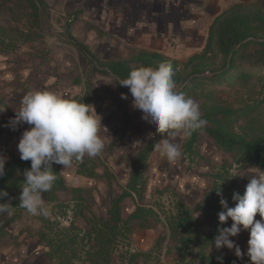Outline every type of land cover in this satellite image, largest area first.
<instances>
[{"label": "rangeland", "instance_id": "obj_1", "mask_svg": "<svg viewBox=\"0 0 264 264\" xmlns=\"http://www.w3.org/2000/svg\"><path fill=\"white\" fill-rule=\"evenodd\" d=\"M252 2L264 5V1L260 0L241 3ZM33 9L28 0H0V131L5 126L6 110L14 108V105H11V100L20 95L15 90L25 81L22 76L23 69L19 68L24 62V57H27V53L34 51L39 60L41 58L45 60L51 56L54 47L60 46L46 39L49 37L48 32H52L53 29L46 27L48 32H44L35 24ZM86 46L88 45H83L84 48ZM138 51L141 49L123 47L119 59H114L115 54L117 56L119 53L118 49L116 53H107L109 58L106 60L97 61L105 67L110 62L128 60ZM187 59L175 60L184 62ZM90 72L92 75V70ZM103 75L102 81L107 85H100L94 81L91 83L94 92H90V100L94 103L92 105L101 117V121L104 120V125L98 132L104 145L99 153L100 156L86 158V169L85 167L83 169L82 157L74 158L67 168L58 163L69 189L73 186L87 188V202L86 205L78 208L80 212L82 211L85 216L89 215V212L96 216L105 215L109 197L118 195L126 187V181L134 165L137 151L146 142L155 141L157 143L162 137L179 144L182 151L181 158L175 162L168 161L166 158L160 157L154 149L146 162L142 176L141 196L133 193L131 196L125 197L122 204V215L126 217L137 203L159 210L156 205L158 203L164 210H167L175 199L182 198L190 206H193L197 201L196 198L211 186L214 173L218 172L222 162L230 155L217 148L213 140L203 130H200L192 151L187 149L188 135L182 130L169 129L163 133L157 132L153 123L142 118V111L133 108V97L129 89L119 92L113 77ZM95 83L96 88L94 87ZM109 85L112 87V95L107 93ZM122 94H125L127 99H123ZM216 95L222 103L230 104L233 107L259 101L257 110L261 114L264 113V102H260L264 96V78L259 81L253 79L252 84L237 85L232 89L218 92ZM188 97H192L198 103V98ZM16 151H12L4 157L20 156V153H16ZM233 169L238 170L241 175H245L233 178L238 187L246 186L249 182L248 176L250 177L256 170L249 164H234L229 169V173H232ZM60 201L67 204L65 215L54 203L44 201V210L50 221H57L61 227L68 226L73 218L71 208L75 201L74 194L70 191L62 192L59 194ZM41 214L43 213L32 214L25 208L16 214H13L12 211L0 213V264L54 263V261L49 262L47 254L49 248L46 242L39 241V233L41 230L44 231ZM195 216L202 222L203 229L207 230L210 224L205 220L203 213L195 212ZM74 222L78 227H85L83 215L76 216ZM168 234L166 223L160 213L159 219H150V227L138 229L135 226L127 239L118 238L112 245L111 257L107 264H208L205 259L196 257L194 250H189L185 259L174 251L166 254ZM17 253L18 255H16ZM206 253L220 255L219 257L226 261L224 264H248L244 260L245 258L240 262L237 260V256L229 253L228 248L217 249L215 244L207 249ZM10 254L16 256L14 259L11 256L12 261H8ZM84 255L82 253L80 256L82 260ZM132 255L134 256L132 257ZM74 260L76 264L84 263L80 259Z\"/></svg>", "mask_w": 264, "mask_h": 264}, {"label": "trees", "instance_id": "obj_2", "mask_svg": "<svg viewBox=\"0 0 264 264\" xmlns=\"http://www.w3.org/2000/svg\"><path fill=\"white\" fill-rule=\"evenodd\" d=\"M28 1L37 14L40 1ZM77 46L88 52L83 45ZM161 62L171 63L173 79L179 91L186 97L198 98L201 118L205 121L201 128L188 135L187 149L192 151L200 130H203L216 147L230 157L222 162L218 172L214 173L211 186L196 198L193 206L182 198L175 199L167 210L158 203L156 205L159 210L137 203L126 217L122 215L123 200L133 193L141 196L142 176L155 141L146 142L137 151L126 187L118 195L109 197L105 215L102 216L92 212L85 216L80 212L78 208L87 202V188L73 186L69 189L58 163L52 162L50 167L56 178L51 189L42 193L43 201L57 204L60 212L65 215L67 204L59 202V194L70 191L75 199L71 208L73 218L68 226L61 227L57 221H50L45 214L40 215L44 231H40L39 241L46 242L48 256L57 260L58 264H76L74 259H80L86 264H107L112 245L118 238L127 239L135 226L138 229L150 227V219H159L160 213L169 232L166 254L174 251L185 259L189 250H194L196 257L205 259L208 264L226 262L219 256L207 254L206 250L214 244L218 228L230 227L232 224L230 218L224 224L218 220V213L223 210L220 199H226L228 206L234 207L233 193L243 195L245 191V186L236 185L229 169L234 164H249L264 170V113L257 110L259 101L233 107L222 103L216 94L237 85L252 84L253 79L259 81L264 78V5L236 3L220 13L209 27L202 50L184 62L141 50L128 60L108 63L103 73L113 77L119 92H125L129 88L119 85V82L127 78L130 70L140 66L155 68ZM260 102H264V96ZM4 158L5 173L0 176V190L6 191L8 195L0 199V204L16 214L23 209L19 205L21 188L24 186L23 172L30 168L31 162L21 160L20 156ZM218 189L222 197L217 195ZM195 212L203 213L205 220L209 221L207 230L203 229ZM78 215H83L84 228L74 222ZM82 253L85 254L83 260L80 258Z\"/></svg>", "mask_w": 264, "mask_h": 264}, {"label": "crops", "instance_id": "obj_3", "mask_svg": "<svg viewBox=\"0 0 264 264\" xmlns=\"http://www.w3.org/2000/svg\"><path fill=\"white\" fill-rule=\"evenodd\" d=\"M39 1L41 5L37 7L38 13L35 14L33 9L35 24L44 32H48L46 27L53 29L48 32L49 37L46 39L60 46L54 47L51 56L45 60H39L34 51L24 57L19 68L23 69L25 81L15 90L20 95L11 100L14 108L6 110L5 126L0 131V155L3 156L16 150V153L19 152V139L23 131L30 127L26 123L15 126L10 123L27 92L49 90L69 99L79 100L83 97V103L92 105L91 83L95 81L100 85H107L102 81L106 68L100 67L101 63L97 61L109 58L107 53H116L119 49L114 58L119 59L121 48L126 47L155 52L172 59H186L202 50L209 27L220 13L233 4L252 0ZM77 44L88 45L84 48L88 52ZM108 89V95H112L110 85ZM101 123L104 125V120ZM96 156H81L83 169L87 166L85 159ZM77 182L78 180L75 181L76 184ZM255 219H260L259 214ZM230 239L241 249L242 255L237 260L241 262L245 258L251 264L246 254L249 231L242 230ZM229 253L235 255V249H229ZM11 256L10 254L8 261H12ZM12 257L16 258L15 255ZM50 261L57 264L55 259L49 257Z\"/></svg>", "mask_w": 264, "mask_h": 264}, {"label": "clouds", "instance_id": "obj_4", "mask_svg": "<svg viewBox=\"0 0 264 264\" xmlns=\"http://www.w3.org/2000/svg\"><path fill=\"white\" fill-rule=\"evenodd\" d=\"M171 63L161 62L157 67L140 66L130 70L127 78L119 85L129 88L133 97L132 106L143 113V119L153 123L157 132L169 129L182 130L186 135L201 128L205 121L201 118L198 103L178 90ZM79 100L66 98L49 90H32L23 95L21 107L10 123L15 126L26 123L19 139L17 149L20 159L30 161L31 166L23 172L24 181L19 197V205L28 212L36 214L44 210L42 193L51 189L56 178L50 164L56 162L69 167L74 158L84 154L98 155L104 145L98 135L102 125L101 117L93 105ZM123 99H127L122 94ZM3 111V110H2ZM13 130H15L13 128ZM159 156L175 162L182 156L179 144L162 137L154 144ZM5 158L0 156V176L5 173ZM255 171L245 186L243 195L233 193L234 207H229L226 199H220L223 210L218 213L221 224L230 218V227L218 228L214 237L217 249H235V255H242L241 249L230 237L237 236L242 230L249 231L247 256L251 264H264V170ZM241 175L232 170L231 178ZM0 190V199L7 196ZM217 195L222 197L220 189ZM0 204V213L8 209ZM259 214L260 219L255 217Z\"/></svg>", "mask_w": 264, "mask_h": 264}, {"label": "built area", "instance_id": "obj_5", "mask_svg": "<svg viewBox=\"0 0 264 264\" xmlns=\"http://www.w3.org/2000/svg\"><path fill=\"white\" fill-rule=\"evenodd\" d=\"M68 0H63V3H66Z\"/></svg>", "mask_w": 264, "mask_h": 264}]
</instances>
